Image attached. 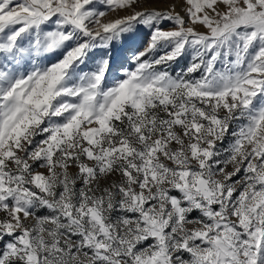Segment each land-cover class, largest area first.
Here are the masks:
<instances>
[{"label": "snow or ice", "instance_id": "1", "mask_svg": "<svg viewBox=\"0 0 264 264\" xmlns=\"http://www.w3.org/2000/svg\"><path fill=\"white\" fill-rule=\"evenodd\" d=\"M0 264H264V0H0Z\"/></svg>", "mask_w": 264, "mask_h": 264}, {"label": "rangeland", "instance_id": "2", "mask_svg": "<svg viewBox=\"0 0 264 264\" xmlns=\"http://www.w3.org/2000/svg\"><path fill=\"white\" fill-rule=\"evenodd\" d=\"M177 10H179V9H177ZM185 63H186V61H182L181 64L178 67L184 66Z\"/></svg>", "mask_w": 264, "mask_h": 264}]
</instances>
